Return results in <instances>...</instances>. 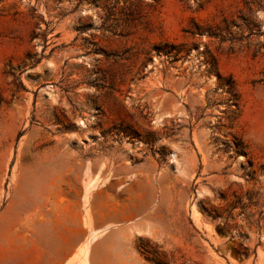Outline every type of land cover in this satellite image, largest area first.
I'll return each mask as SVG.
<instances>
[{
	"label": "rangeland",
	"instance_id": "1",
	"mask_svg": "<svg viewBox=\"0 0 264 264\" xmlns=\"http://www.w3.org/2000/svg\"><path fill=\"white\" fill-rule=\"evenodd\" d=\"M95 231L87 264H264V0H0V264Z\"/></svg>",
	"mask_w": 264,
	"mask_h": 264
},
{
	"label": "crops",
	"instance_id": "2",
	"mask_svg": "<svg viewBox=\"0 0 264 264\" xmlns=\"http://www.w3.org/2000/svg\"><path fill=\"white\" fill-rule=\"evenodd\" d=\"M100 231H95L93 233H91L87 239L86 244L84 245L86 247V251H87V255H88V249H89V245L91 244V241H93L96 238V235L99 233ZM103 232V231H101ZM83 247H80L76 250L75 253H72L71 257L65 261V264H79L80 262L82 263V261L84 260L85 257V250H82ZM88 246V247H87ZM85 249V248H84ZM84 251V253H83ZM83 253V254H82ZM85 254V255H84ZM87 255H86V262H87Z\"/></svg>",
	"mask_w": 264,
	"mask_h": 264
},
{
	"label": "bare ground",
	"instance_id": "3",
	"mask_svg": "<svg viewBox=\"0 0 264 264\" xmlns=\"http://www.w3.org/2000/svg\"><path fill=\"white\" fill-rule=\"evenodd\" d=\"M93 182H94V181H93ZM86 186H87V187H86V190H85V191H87V193H88V192H90L92 189L95 188V183H91V182H90V183H89L88 185H86ZM87 247H88V246H87ZM84 248H85V249H84ZM84 248H83L82 250H85V251H86L87 249H86L85 246H84ZM83 253H84V251H83ZM83 253H82V254H83ZM85 254L87 255V251H86ZM85 254H84V255H85ZM86 255H85L84 260L82 261V263L80 262L79 264H87V262H86Z\"/></svg>",
	"mask_w": 264,
	"mask_h": 264
}]
</instances>
